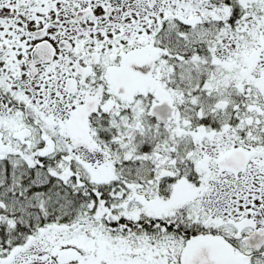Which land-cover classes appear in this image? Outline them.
<instances>
[{"label": "snow or ice", "instance_id": "obj_1", "mask_svg": "<svg viewBox=\"0 0 264 264\" xmlns=\"http://www.w3.org/2000/svg\"><path fill=\"white\" fill-rule=\"evenodd\" d=\"M0 264H264V0H0Z\"/></svg>", "mask_w": 264, "mask_h": 264}]
</instances>
